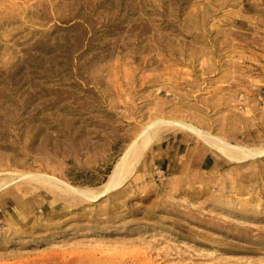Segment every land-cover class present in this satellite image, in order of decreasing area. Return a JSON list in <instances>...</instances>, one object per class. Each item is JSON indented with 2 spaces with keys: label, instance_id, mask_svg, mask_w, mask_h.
Instances as JSON below:
<instances>
[{
  "label": "rangeland",
  "instance_id": "obj_1",
  "mask_svg": "<svg viewBox=\"0 0 264 264\" xmlns=\"http://www.w3.org/2000/svg\"><path fill=\"white\" fill-rule=\"evenodd\" d=\"M264 0H0V264H264Z\"/></svg>",
  "mask_w": 264,
  "mask_h": 264
},
{
  "label": "bare ground",
  "instance_id": "obj_2",
  "mask_svg": "<svg viewBox=\"0 0 264 264\" xmlns=\"http://www.w3.org/2000/svg\"><path fill=\"white\" fill-rule=\"evenodd\" d=\"M171 129L193 134L202 140L211 151L233 163H242L254 159L255 157L264 156V150H253L229 144L184 121L158 118L145 127L137 138L128 145L124 153L114 164L107 181L102 185L101 190L96 194H92L87 190L69 186L54 177H48L40 174H29L27 177H35L37 179L43 178V180L48 181L54 189H62L63 192L72 196L96 201L109 192L121 188L127 179L136 171L140 160L145 155L153 141L158 139L162 132ZM6 187H8L7 184L0 185V190L5 189Z\"/></svg>",
  "mask_w": 264,
  "mask_h": 264
}]
</instances>
